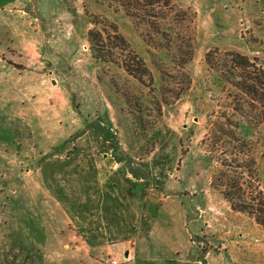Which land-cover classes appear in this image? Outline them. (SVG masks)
I'll use <instances>...</instances> for the list:
<instances>
[{
  "label": "rangeland",
  "instance_id": "1",
  "mask_svg": "<svg viewBox=\"0 0 264 264\" xmlns=\"http://www.w3.org/2000/svg\"><path fill=\"white\" fill-rule=\"evenodd\" d=\"M136 1L0 0V264H264V0Z\"/></svg>",
  "mask_w": 264,
  "mask_h": 264
},
{
  "label": "trees",
  "instance_id": "2",
  "mask_svg": "<svg viewBox=\"0 0 264 264\" xmlns=\"http://www.w3.org/2000/svg\"><path fill=\"white\" fill-rule=\"evenodd\" d=\"M137 0V4L144 7L146 5L144 2L145 0ZM131 3V0H129ZM93 37H90L92 39ZM123 42H126L123 39ZM241 58V63L244 66L249 65V60L243 55L237 54ZM211 52L208 53V62L210 63ZM233 138L236 142L239 143V147L248 146L249 144L241 138H238L236 135H233ZM251 146V145H250ZM233 165V164H229ZM235 168L239 169L242 168L243 171H247L246 177V186L249 187L247 191H245L243 184L244 182L238 177L237 180L229 183H222V179L219 177L217 181H221L220 183L217 182L216 184L225 185L226 188L222 190L225 198L231 204V207L234 210L239 211H246L251 214L255 220L264 225V197L263 192L259 187L258 181L260 180L257 170L255 167H251L249 161H242L241 163H235ZM244 177V176H243ZM251 189V190H250Z\"/></svg>",
  "mask_w": 264,
  "mask_h": 264
},
{
  "label": "crops",
  "instance_id": "3",
  "mask_svg": "<svg viewBox=\"0 0 264 264\" xmlns=\"http://www.w3.org/2000/svg\"><path fill=\"white\" fill-rule=\"evenodd\" d=\"M148 241L152 242L150 239ZM161 242H165V241L161 240ZM155 244H157V243H155ZM108 245L109 244L104 243V241H101L99 244L96 243V242H93V243H90L88 246H90V249H92V250L93 249L97 250L101 246H108ZM64 246H65V244H64ZM143 246L149 247L148 251L143 250V248H142ZM139 247H140V249H139ZM150 247H151L150 243H145V245H144L141 241H139L137 243V245H135V249L137 248V251H133V250L128 251V250H126L125 253H124V260H122L121 262L118 259H116V258H113V259H116L120 264H122L123 261H125V262L126 261H131V262H133L135 264H138V263L146 264L145 261H151L152 264H158V263L159 264H194V263L196 264V261H194V260L192 261L191 254L190 255L188 254L184 258L179 257V258H175V259H172V258H170L168 256L162 257V258H159V259L155 258V257H150L149 258L148 254H146V253L151 254L152 251H150ZM133 252H135V253H133ZM89 255L91 256V254H89ZM163 256H164V254H163ZM75 257L79 258V255H77Z\"/></svg>",
  "mask_w": 264,
  "mask_h": 264
},
{
  "label": "built area",
  "instance_id": "4",
  "mask_svg": "<svg viewBox=\"0 0 264 264\" xmlns=\"http://www.w3.org/2000/svg\"><path fill=\"white\" fill-rule=\"evenodd\" d=\"M104 264H119L116 259L107 258L104 259Z\"/></svg>",
  "mask_w": 264,
  "mask_h": 264
},
{
  "label": "water",
  "instance_id": "5",
  "mask_svg": "<svg viewBox=\"0 0 264 264\" xmlns=\"http://www.w3.org/2000/svg\"><path fill=\"white\" fill-rule=\"evenodd\" d=\"M127 255V254H126Z\"/></svg>",
  "mask_w": 264,
  "mask_h": 264
}]
</instances>
